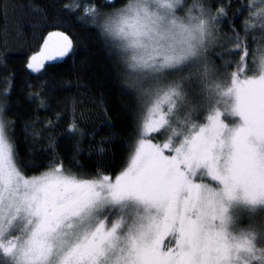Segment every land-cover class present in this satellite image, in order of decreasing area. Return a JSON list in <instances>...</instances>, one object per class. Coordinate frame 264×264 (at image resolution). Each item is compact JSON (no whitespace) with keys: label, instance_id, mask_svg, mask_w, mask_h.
<instances>
[{"label":"snow or ice","instance_id":"snow-or-ice-1","mask_svg":"<svg viewBox=\"0 0 264 264\" xmlns=\"http://www.w3.org/2000/svg\"><path fill=\"white\" fill-rule=\"evenodd\" d=\"M116 5H26L45 34L0 72V264H264V0ZM77 25L127 100L99 124L40 79Z\"/></svg>","mask_w":264,"mask_h":264},{"label":"trees","instance_id":"trees-1","mask_svg":"<svg viewBox=\"0 0 264 264\" xmlns=\"http://www.w3.org/2000/svg\"><path fill=\"white\" fill-rule=\"evenodd\" d=\"M35 2L43 6L50 0H35ZM67 2L69 0H58L61 6ZM123 2L124 0H117L116 6H120ZM28 3L29 0H0V47L5 41L9 45L7 59L0 60V72H3L6 64L8 70L17 73L18 79L24 78L19 74L25 71L26 56L38 46L41 36L45 34L33 29L32 24L35 23V20L27 15L26 5ZM5 6L9 13L7 20L9 31L12 34H6L4 31L6 21L3 10ZM17 17L20 18L19 24L13 22ZM241 19L243 18L241 17ZM70 31L75 34L78 41L75 61L68 59L49 67L47 73L40 79L54 78L57 87L61 88L59 93L61 99L71 100L76 97L77 100H82L84 105L93 111L95 121L99 124L105 118V108L126 104L127 100L116 92V88L121 86V81L116 78L112 62L107 58L102 41L96 39L95 30L90 29L88 33H85L77 25ZM85 89L88 91H84ZM101 97L107 100V104L98 103ZM43 115L44 113L41 112V118ZM109 115L114 117L116 113L109 112ZM108 134L107 129H102L96 139L99 140ZM108 147L110 148L111 145ZM119 160L118 155L117 162ZM81 162L86 163L85 161ZM88 167L91 166L88 165Z\"/></svg>","mask_w":264,"mask_h":264}]
</instances>
